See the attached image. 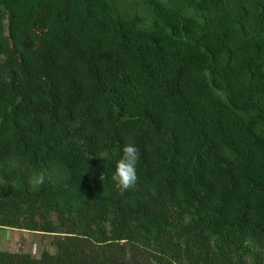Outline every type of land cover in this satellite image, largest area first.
<instances>
[{
	"label": "trees",
	"instance_id": "trees-1",
	"mask_svg": "<svg viewBox=\"0 0 264 264\" xmlns=\"http://www.w3.org/2000/svg\"><path fill=\"white\" fill-rule=\"evenodd\" d=\"M0 229L55 249L0 264H264V0H0Z\"/></svg>",
	"mask_w": 264,
	"mask_h": 264
},
{
	"label": "rangeland",
	"instance_id": "rangeland-1",
	"mask_svg": "<svg viewBox=\"0 0 264 264\" xmlns=\"http://www.w3.org/2000/svg\"><path fill=\"white\" fill-rule=\"evenodd\" d=\"M135 1L139 2V0ZM138 7L141 13L145 11V8L140 4ZM43 250H48L51 253L55 252L51 244V237L17 230L0 229V251L29 253L36 258Z\"/></svg>",
	"mask_w": 264,
	"mask_h": 264
},
{
	"label": "clouds",
	"instance_id": "clouds-1",
	"mask_svg": "<svg viewBox=\"0 0 264 264\" xmlns=\"http://www.w3.org/2000/svg\"><path fill=\"white\" fill-rule=\"evenodd\" d=\"M122 158L117 162L115 172L112 176L113 181L119 186L121 193L130 190L135 187L137 182V163L140 159V150L133 144H127L123 147ZM108 158V153L102 152L100 159ZM45 177L39 175L34 178L36 185H41L44 182Z\"/></svg>",
	"mask_w": 264,
	"mask_h": 264
}]
</instances>
